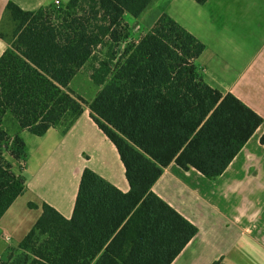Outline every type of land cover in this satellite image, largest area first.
Listing matches in <instances>:
<instances>
[{
  "label": "trees",
  "instance_id": "trees-1",
  "mask_svg": "<svg viewBox=\"0 0 264 264\" xmlns=\"http://www.w3.org/2000/svg\"><path fill=\"white\" fill-rule=\"evenodd\" d=\"M153 1L70 0L36 11L7 1L14 27L9 40L0 32L8 44L0 57V219L26 190L20 133L66 132L86 107L115 147L129 191L85 169L71 218L29 203L41 214L0 264H171L198 230L153 185L172 163L218 178L264 125L236 96L206 83L197 64L205 45L169 15L130 43L124 16L139 18ZM105 46L113 62L96 63L90 78L99 90L88 102L69 86Z\"/></svg>",
  "mask_w": 264,
  "mask_h": 264
},
{
  "label": "crops",
  "instance_id": "crops-1",
  "mask_svg": "<svg viewBox=\"0 0 264 264\" xmlns=\"http://www.w3.org/2000/svg\"><path fill=\"white\" fill-rule=\"evenodd\" d=\"M7 1L23 11H36L55 1L65 7L70 0H0V24L6 17ZM187 9L204 19L203 41L185 21ZM163 14L205 45L198 60L207 53L209 67L200 66L198 60L197 64L206 83L223 94H233L264 120V53L259 49L264 40V0H207L204 4L154 0L139 18L125 15L124 21L132 34L139 32V40ZM253 16L259 21L251 20ZM143 26L148 28L143 31ZM7 48L0 37V57ZM263 133L264 125L216 179H207L194 169L183 171L175 163L164 169L152 192L198 230L171 264H212L221 258L225 264H264ZM20 136L27 148L26 190L0 219V261L17 248L40 216V208L29 209V203L38 207L45 203L65 219L71 218L85 169L122 193L129 191L118 153L87 107L66 132L49 129L37 137L22 131Z\"/></svg>",
  "mask_w": 264,
  "mask_h": 264
},
{
  "label": "rangeland",
  "instance_id": "rangeland-1",
  "mask_svg": "<svg viewBox=\"0 0 264 264\" xmlns=\"http://www.w3.org/2000/svg\"><path fill=\"white\" fill-rule=\"evenodd\" d=\"M185 21H189V23L194 27L196 33L201 37V40L205 38V23L204 19L201 17V15L197 11H192L190 9H187L186 14H185ZM255 18V21H259V18L256 16L251 17V20ZM250 20V19H248ZM149 23V22H147ZM188 23V22H187ZM14 27V24L10 21L8 17H5L3 21L0 24V32H2L7 39L9 40L10 34L12 32V29ZM261 31L264 33V26L261 23ZM148 27L143 26L142 30L144 31ZM246 29V28H245ZM137 33L135 32L132 34V37L130 39V43H136L138 38H137ZM247 36V34H245ZM203 41V40H202ZM264 40L262 42V46L259 47L260 51L264 53ZM125 44L120 45L119 48L114 49V51L119 52L124 48ZM108 49L107 46L105 47H99L97 48L95 55L96 56V61H93V63H89L82 71L79 72V74L72 80L70 83L69 88L71 91H73L76 95L80 96L84 100L90 102L93 100V98L96 95V89L98 86H96L93 81L91 80L90 76L93 72H95L96 69L93 68V64H96L98 61H103V60H112L113 62V57L108 54ZM115 60V58H114ZM210 57L206 53L204 54L199 60L198 64L202 67L206 66L209 67L210 63ZM215 74V72L213 71ZM11 131V130H10ZM15 131V127L13 129Z\"/></svg>",
  "mask_w": 264,
  "mask_h": 264
},
{
  "label": "built area",
  "instance_id": "built-area-1",
  "mask_svg": "<svg viewBox=\"0 0 264 264\" xmlns=\"http://www.w3.org/2000/svg\"><path fill=\"white\" fill-rule=\"evenodd\" d=\"M54 5H55L56 7H59L60 4H59L58 1H55Z\"/></svg>",
  "mask_w": 264,
  "mask_h": 264
}]
</instances>
